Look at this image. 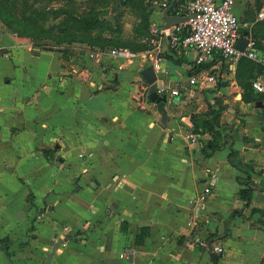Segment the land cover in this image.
<instances>
[{"label": "crops", "instance_id": "0c3cea01", "mask_svg": "<svg viewBox=\"0 0 264 264\" xmlns=\"http://www.w3.org/2000/svg\"><path fill=\"white\" fill-rule=\"evenodd\" d=\"M168 1L147 9L163 107L145 99L143 45L131 44L129 63L111 45L41 46L0 26V264H46L57 244L49 264H264V97L251 89L262 70L218 54L198 65L193 49L174 56ZM262 11L264 0L233 2L239 40L260 48ZM109 28L102 37L112 40ZM207 73L215 82L189 85ZM192 115L218 119L223 146L208 157L200 141L210 137L193 134Z\"/></svg>", "mask_w": 264, "mask_h": 264}, {"label": "built area", "instance_id": "2783aa9c", "mask_svg": "<svg viewBox=\"0 0 264 264\" xmlns=\"http://www.w3.org/2000/svg\"><path fill=\"white\" fill-rule=\"evenodd\" d=\"M235 0H190L179 8V13L187 18L182 24L172 26L163 32L169 38V46L174 56L180 57L190 49L197 53L196 63L206 64L209 59L218 54L223 60L232 65L241 60H249L260 66L262 75L251 82V89L264 97V51L257 47L253 39L247 40L244 51L237 49L239 41V21L233 13ZM167 3L161 4L162 10L167 8ZM259 20H264V11L258 14ZM113 58H122L132 62L135 55L128 49L118 47L110 49L108 53ZM160 47L155 40L151 41L150 49L144 52L143 58L154 69L159 68L161 62ZM214 74H200L189 79V85H204L215 82ZM161 91V92H160ZM159 94L164 90L159 89ZM172 96H177V90L171 91ZM147 95L145 99H147ZM201 245H204L201 243ZM214 252L222 254L221 246H216Z\"/></svg>", "mask_w": 264, "mask_h": 264}, {"label": "rangeland", "instance_id": "374dc122", "mask_svg": "<svg viewBox=\"0 0 264 264\" xmlns=\"http://www.w3.org/2000/svg\"><path fill=\"white\" fill-rule=\"evenodd\" d=\"M0 4L2 6V12L0 11L1 27H4L1 18H6L7 14L10 13L19 20L36 21L38 23L37 27H43L57 39V37L62 38L65 34L62 32L64 26H66L65 30L70 26V22L67 21L68 17L64 13L65 11L73 14L74 17L85 16L90 13L97 15L103 24L102 32L108 29V25L115 27L119 33L113 39H117L121 44H124L126 40L130 42L132 31L136 33L137 28L141 25L142 12L144 10L147 11L150 7L148 0H127L125 5L122 4L121 0H0ZM34 11H37L38 14H35ZM13 27L18 32L21 31L17 24H14ZM74 30L76 29L72 28L73 32ZM69 31L71 32V30ZM145 31L146 35L144 37L142 36L143 31L138 35L139 39L130 44L136 47L143 45L147 51L150 49L152 37L147 36L151 32L149 27ZM49 33L46 32L45 35H50ZM41 40L48 47H60L65 50H68V46L76 44V42L57 44V42L49 38ZM122 48L130 50L126 45Z\"/></svg>", "mask_w": 264, "mask_h": 264}, {"label": "trees", "instance_id": "16d2710c", "mask_svg": "<svg viewBox=\"0 0 264 264\" xmlns=\"http://www.w3.org/2000/svg\"><path fill=\"white\" fill-rule=\"evenodd\" d=\"M150 1V0H148ZM174 0H169L166 4L167 7L173 2ZM183 0H175L174 1V9L171 10L175 15L179 13V8ZM122 4L125 5L127 3V0H121ZM144 9V8H143ZM142 9V10H143ZM0 11L2 12V6L0 4ZM35 14H38L37 11H34ZM67 15V21L70 22V26L67 30L66 26H64V29H62V32L65 33L62 38L56 39L55 36L49 33V31H46L43 27L39 28L37 27V22L34 20L30 21H23L19 20L10 13L7 14L6 18H1L3 21V26L9 28L13 33L17 34L21 37H30L33 40H36L40 42L41 46H46L45 42H42L41 39L49 38L52 39L54 42H57V44L67 43L71 44L73 42L78 43H85L88 46H97L100 48L106 47V46H113V47H123V44L118 43L116 40H108L106 38L102 37L103 34V24L98 19L97 15L94 14H86L85 16H78L74 17L73 14L69 13L68 11L64 12ZM141 25L137 28L136 34L142 33L148 28L149 25V12L144 10L141 14ZM14 24H17L18 27H20V32L17 31L16 28L13 27ZM72 28H75L74 32L72 31ZM111 30V33H117V29L112 27L109 28ZM71 30V32L69 31ZM49 33L50 35H45ZM41 34V36H40ZM45 35V36H44ZM53 36V37H52ZM69 37V38H68ZM126 47L130 48L131 50H135V47L131 44L126 45ZM257 47L264 51V48H260L258 45ZM138 48V47H137ZM143 46L140 49H144ZM190 121L193 125V134L197 137H202L204 135L209 136V140L204 143L200 141V148L203 156L208 157L211 154H213L215 151L219 150L223 143L220 142L218 138V134L214 130L213 126L217 123L218 119H215L212 121H207L202 118V115H192L190 117ZM200 122V123H199ZM229 164L241 171L235 155L231 153L228 157ZM252 186L251 184H247L244 189H241L239 191V195L243 201H245L246 205L249 204L251 200V192ZM148 234V229L143 228L139 231L138 237H137V244H140L142 242V239ZM23 244L19 245V248H21Z\"/></svg>", "mask_w": 264, "mask_h": 264}, {"label": "water", "instance_id": "95a60500", "mask_svg": "<svg viewBox=\"0 0 264 264\" xmlns=\"http://www.w3.org/2000/svg\"><path fill=\"white\" fill-rule=\"evenodd\" d=\"M174 9V1L163 10L162 15L165 20L164 30H167L168 28L172 26H176L179 24H182L186 21L187 18L183 17L181 14H177L175 16H171L170 12ZM5 32L12 34L13 32L9 29H5ZM247 44V40L241 39L238 41L236 47L240 51H244ZM141 76L144 79L145 83L149 86L148 90V98L149 101L153 104H156L160 107H163L167 103V96L159 94L158 90L161 89L162 85L161 82L157 80L156 78V72L152 67L144 68L141 72ZM162 123H166L167 115L165 113H162ZM50 163H53L52 161ZM60 162H58L57 165H59ZM59 244H57L53 250L52 253H54L57 249ZM52 253L48 256L46 264H49ZM131 255V253H129Z\"/></svg>", "mask_w": 264, "mask_h": 264}]
</instances>
